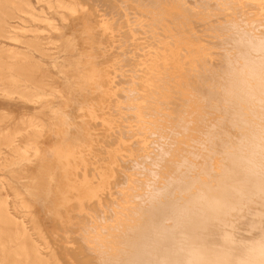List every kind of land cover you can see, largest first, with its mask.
<instances>
[{
    "label": "bare ground",
    "instance_id": "obj_1",
    "mask_svg": "<svg viewBox=\"0 0 264 264\" xmlns=\"http://www.w3.org/2000/svg\"><path fill=\"white\" fill-rule=\"evenodd\" d=\"M90 1L120 57L112 73L128 78L120 88L109 79L107 105L86 112L105 123L113 146L97 159L63 135L42 137L50 130L41 122L5 130L0 164L31 187L58 165L77 221L60 224L51 242L37 203L12 189L11 206L0 179V256L13 255V264H264V0ZM137 33L147 34L143 47ZM125 58H145L143 75ZM16 208L31 212L42 242Z\"/></svg>",
    "mask_w": 264,
    "mask_h": 264
},
{
    "label": "rangeland",
    "instance_id": "obj_2",
    "mask_svg": "<svg viewBox=\"0 0 264 264\" xmlns=\"http://www.w3.org/2000/svg\"><path fill=\"white\" fill-rule=\"evenodd\" d=\"M65 1L0 0V121H2L0 136L13 128L26 126L29 121L41 122L47 130H50L49 133H42V137L46 136L49 141H54L55 138L63 135L72 147L81 150L92 148V153L96 154L97 159H104L101 150L111 149L113 146L111 133L105 129V123L99 117L91 119L86 112L91 108L96 112H102V107L107 105L105 92L109 88V79L120 88L127 84L128 78L118 77L112 73L120 57L115 50L109 48L110 40L100 27L102 11L92 6V1L88 3L86 0H70L74 1L81 11L83 10L71 14L68 9L65 11L62 7V10L61 5H58V2ZM208 2L212 4L214 1L208 0ZM193 26L197 30L203 27L199 22H194ZM125 29L122 28L121 31ZM121 34V32L117 34V39ZM146 35L136 34V43H140L141 47L145 44L143 42L146 41ZM125 59L122 64L129 66V61L135 62L136 68L140 70L138 74L143 75L145 58L134 61ZM240 61L238 66L244 64L242 60ZM98 89H101L100 92L95 91ZM16 121L19 124H16ZM57 128L61 130L58 131ZM1 137L0 149L5 150L4 143L8 144L9 141L3 142ZM16 159L18 158L14 157V161ZM3 165L0 164V179L4 180V191L8 195L10 205L12 206L13 200L12 189L20 191L30 206L37 203V207L41 210L40 224L43 233L55 243L58 238L57 233L60 232L59 225L73 224L77 221L73 210L77 205L73 202L77 198L73 197L67 188L68 180L64 178L65 173L57 165L51 175L48 174L49 171L44 173L31 187L25 176L22 174L19 175L20 177L16 176L11 164ZM1 187L0 185V196L3 195ZM37 191L40 194L37 195L35 193ZM33 194H36V198ZM30 209L34 208L28 210ZM16 210L17 213L13 215L17 217L26 215L25 209L16 208ZM26 216L28 232L33 240L42 242L37 235H34L35 231L30 229L31 212ZM32 216H36V213L33 212ZM4 233L5 236L13 234L10 228ZM59 245L49 246H54L61 252ZM9 246L13 247L14 242H10ZM42 246L46 247L43 244ZM48 249H43L42 252L48 253ZM75 256L79 258L86 255L82 253ZM86 258L89 264H94L91 259ZM49 263L56 264L53 258ZM166 263L167 261L163 260L161 264ZM0 264H13V255L7 257V253H2Z\"/></svg>",
    "mask_w": 264,
    "mask_h": 264
}]
</instances>
